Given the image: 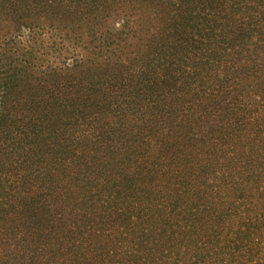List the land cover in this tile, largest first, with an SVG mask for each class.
<instances>
[{
  "label": "trees",
  "instance_id": "obj_1",
  "mask_svg": "<svg viewBox=\"0 0 264 264\" xmlns=\"http://www.w3.org/2000/svg\"><path fill=\"white\" fill-rule=\"evenodd\" d=\"M0 264H264V0H0Z\"/></svg>",
  "mask_w": 264,
  "mask_h": 264
}]
</instances>
